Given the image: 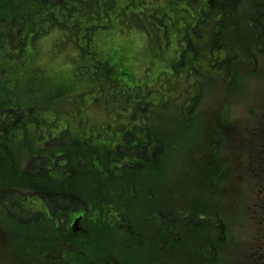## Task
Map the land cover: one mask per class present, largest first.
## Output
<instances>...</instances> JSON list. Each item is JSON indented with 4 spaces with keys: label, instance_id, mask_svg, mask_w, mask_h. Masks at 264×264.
I'll list each match as a JSON object with an SVG mask.
<instances>
[{
    "label": "rangeland",
    "instance_id": "374dc122",
    "mask_svg": "<svg viewBox=\"0 0 264 264\" xmlns=\"http://www.w3.org/2000/svg\"><path fill=\"white\" fill-rule=\"evenodd\" d=\"M192 1L189 4L193 6L196 0ZM152 2H155L153 6ZM170 2L173 0L127 3L115 0L97 19L106 30L96 32L94 36L78 30L80 20L50 29L51 32L44 36L46 39L41 38L43 40L32 46L37 58L29 56L40 69L32 68L24 81L9 82L8 97L20 101L24 112L32 119L36 111L47 112L52 94L61 84L66 86L65 93L54 104L58 109L51 112L53 106L50 113H45L42 124V132L45 133L46 129L50 131L54 127L53 117L62 121L61 125L53 128L54 133L65 131L63 118L69 122L70 126L65 131L67 137L60 135L54 143L50 140L42 148L53 149L56 156H60V149L63 151L72 144L69 136H83L91 142L110 136L109 130L101 127L103 119L110 114H118L120 119L111 142L114 139L113 144L121 141L123 129L143 118L145 103L150 101L155 129L143 126L141 131L152 132L155 147H160L163 153L166 149L170 151V156L165 157L155 151L149 167L151 172L160 169L165 173L166 182L153 190L141 183L138 187L140 197L128 198L125 206L128 207L126 216L133 222L130 230L144 232L145 237L154 242L155 256L162 264H200L203 261L206 264H264V0H241L242 6L239 7L244 9L231 11L229 22L217 32H211L209 48L214 45L215 49L212 48L208 54L207 49L202 51V42L207 41L210 25L200 27V30L206 29L201 41H195L198 33H192L191 38L201 53L196 57L179 55L185 44L180 46L178 38L187 33L188 26H198L200 19L195 21L190 15L181 16L187 3L179 2L171 9ZM116 6L118 9L114 10ZM138 8L146 11L138 13L139 22L131 20L127 27L120 23V12L126 14ZM252 17L262 23L259 33ZM105 20L114 25L108 26ZM53 31L57 32L55 38L60 41L53 36V41H50ZM148 31L152 36L147 35ZM33 40L36 41V37ZM190 45L189 48L192 47ZM92 50L99 56V66L104 68H97L101 72L99 74L94 70L92 77L103 89L92 83L90 89L78 90L79 83L74 87V80L90 72L84 66L94 65L92 55L89 56ZM214 56L223 58L217 61ZM189 64L195 66V72L189 71ZM120 69L123 73L119 72ZM115 73L123 77L124 84L133 89L135 97L141 100H128L120 92L113 99L117 86L120 90L112 77ZM140 79H147L149 83L144 82L137 89L130 86L132 81ZM85 113L88 114L87 120ZM35 124L36 127L29 128L30 137L39 132L38 122ZM22 149L21 145L6 147L0 154V162L21 156ZM36 151L28 150L29 159ZM94 154L96 162L108 160V164L100 163L113 171L116 169L103 150H95ZM88 159L93 158L90 156ZM61 162L66 166L67 162ZM100 180L118 186V198L124 196L125 179L117 178L112 171L105 169ZM79 183L81 181L77 178L76 184ZM156 206L159 214L149 216L150 209ZM11 214L0 205V231L8 233L0 248V264L29 261L25 251L31 245L27 242L57 241H67L72 249L70 252L82 248L80 264L97 262L95 250L84 245L77 248L76 235L63 236L52 217L30 219L31 216L26 215L21 219ZM24 235L26 243L19 242L20 250L17 251L16 242L24 240ZM162 237L165 239L163 245ZM102 238L103 245L109 246L112 237ZM106 250L103 247L102 251ZM124 251L123 248L116 250L118 263L144 264L145 251L132 255ZM50 255L54 262L58 261L55 254ZM30 259L32 261L29 262L34 264L42 261L41 256Z\"/></svg>",
    "mask_w": 264,
    "mask_h": 264
},
{
    "label": "bare ground",
    "instance_id": "6f19581e",
    "mask_svg": "<svg viewBox=\"0 0 264 264\" xmlns=\"http://www.w3.org/2000/svg\"><path fill=\"white\" fill-rule=\"evenodd\" d=\"M114 1L0 0V79L2 81L4 80L6 84H9V82H17L20 79L24 81V78L32 68H38L36 64H33L32 58H37V53L33 52L32 46L37 41L43 40L45 38L44 36L51 32L50 30H43L39 17L46 18L56 24L67 25L76 20H80L81 26L78 30L94 36L96 32L106 30L97 20L98 15ZM121 1L127 3L128 1L136 2L138 0ZM179 2L183 4L187 3L181 16L190 15L192 18H195V21L200 19V22L197 23L198 26H195V28L188 26L187 33H182L178 38L180 46L185 44V47L179 52L180 56L183 54H190V56L195 57L201 55L194 40L201 41L203 39L202 35L205 36L203 33L206 29L200 30V27L204 24L210 25V32L206 36L208 37L207 41L202 42V51L207 49L208 54L215 47L212 45L209 48L210 44H212L209 38L211 32H217L221 26L229 22V13L231 11L244 9V7H239L242 6L241 0H196L193 6L189 4L193 2L192 0H173V2H170L171 9L176 7ZM154 3L152 2L151 6ZM149 6L150 3L147 7L149 8ZM16 7L21 9L23 13H17ZM117 9L118 7L116 6L114 10ZM140 12L146 11L144 8H138L126 14L120 12V23L127 27L131 20L139 22L140 17L138 13ZM162 16L166 15L163 14ZM105 23L108 26L114 25L109 20H105ZM56 33V31H53L50 34L51 36L49 35L50 41H53V38L56 41H60L55 38ZM192 33H198V38L193 40L191 38ZM147 35L152 36V33L148 31ZM35 37L37 39L36 41L33 40ZM58 43H56V46L54 44L56 48L58 47ZM189 45L192 47L189 48ZM90 55H92L94 65L89 63L87 66H84L90 72L80 75L74 80L76 83L74 87H77V83H79L80 89L77 88L78 90L90 89L92 83L103 89V86L101 84L98 85V81L92 77V72L100 68L99 56L96 55L94 50L89 53ZM213 58H218V56H214ZM186 60L191 61V59ZM87 61L90 62L91 59ZM197 61L199 62V59ZM181 64L183 63L181 62ZM193 64L192 66L189 64L191 67L190 72H195L196 68ZM112 77L116 81V84H119L120 89L118 90L117 86V91L113 94V99L119 96L118 93L120 92L128 100L134 102L136 98L141 100L139 97H135V91L133 89H129L124 84L123 77L118 76L117 73ZM162 78L164 77L162 76ZM125 86L129 89V92H127ZM65 89H67L66 86L61 84L57 92L52 94V102L48 105L47 112L40 110L34 113L33 117L38 122L39 127L46 118L45 113H50L51 107L55 102H58L60 96L65 93H63ZM152 97L151 99L153 100ZM121 102L118 101L117 103ZM130 105L133 106L135 103H131ZM152 107L150 106V101L146 102L143 118L132 123L131 126L125 127L120 135L121 141H117L114 144L115 139L111 142V137H113L116 124L120 122L118 114H110L101 122V127L109 130L110 136L104 137L103 139H95L93 142L83 136L73 137L71 146L63 151L61 150L64 153V160H66L67 164L64 168H59L58 163L50 157L53 149L37 150L34 153V157L29 159L27 155L28 150L35 149V138L30 137L31 130L29 128L30 126L35 127V125L33 123L23 125V119H19L24 114L25 109L20 101H14L12 98L8 96L4 97L0 94V154L4 152L6 147L10 149L21 145L23 148L21 156L18 155V157L13 159H4L3 162H0V205L12 212L14 217L17 215L19 218L20 216L28 215L31 216L30 219L52 217L55 226L60 223L71 225L81 223L87 225L89 229L81 234L77 248L80 245H84L88 249L95 250L97 253V262L95 264H106V262L108 264H116L119 261L116 250H119V248H123L125 250L124 252L130 255L135 254L137 251L149 249L152 243L145 237L144 232L140 233L136 230L132 233L125 232V229L130 230L133 224L131 218L126 216L128 207L125 206V203L129 202L128 198L138 199L140 197L138 187L141 183L147 189L153 190V188L162 186L166 182L165 173L160 169L151 172L149 167L151 165L152 154L155 151L160 155L163 154L164 157L166 155L170 156V151L166 149L163 153L160 147H155V135L150 131H141L143 126L155 129L152 125V119L154 118L150 113ZM166 108L168 109V106ZM40 114L44 117L40 116ZM87 119L88 114L85 113V120ZM63 120L65 122L68 121L65 118ZM14 123L19 125L14 127L15 131L7 138ZM61 124L62 121H56L54 125ZM53 128L51 129V133ZM31 140L34 141V144ZM24 146H28L29 148L27 149ZM168 149L170 150V147ZM95 150H103L104 154H108L109 162L116 169L113 171L109 167L107 168V165H102L108 164V160L102 159L100 161L102 164L99 161L96 162ZM45 151L47 154H44ZM90 156L93 159H88ZM68 158L69 161H67ZM83 163H87V165ZM93 164L95 165L94 167L92 166ZM98 164L102 165V167H99ZM101 169L112 171L117 178L126 180L124 181V187L127 188L123 190L125 194L122 198H118V194H120L118 186L106 184L100 180L99 172ZM77 178L81 183L76 184ZM157 204H160V202L157 201ZM159 212L160 210L157 206L153 207L149 211V216L155 217ZM140 217L138 215V218ZM89 222H91L90 226L88 225ZM102 236L107 238L112 237L109 239V246H106V244L103 245V242H101L103 239ZM166 236L172 237V235L167 233ZM55 243L61 242L57 241ZM161 243L163 245V242ZM120 245H123V247H120ZM103 247L107 250L102 251ZM44 251L55 254L61 264L67 263L72 256H76V250H73V252H70L72 250L68 249L60 250L53 243L51 246L45 248ZM81 251L82 248L77 253ZM73 264H77V261H74Z\"/></svg>",
    "mask_w": 264,
    "mask_h": 264
},
{
    "label": "flooded vegetation",
    "instance_id": "af4514ba",
    "mask_svg": "<svg viewBox=\"0 0 264 264\" xmlns=\"http://www.w3.org/2000/svg\"><path fill=\"white\" fill-rule=\"evenodd\" d=\"M252 20H253V23H254V25H255V27H256V31H257V33H259V32L262 30V23L254 21V17H252ZM217 61H220V57H219V56H218V58H217ZM249 122H250V119H248V123H249ZM35 127H36V126H35ZM38 129H39L41 132H40L39 134H34L35 137L37 138V139H36V138L34 137V138H35V142H36V143H35V150H40V149H42V148L44 147V144H45V138H43V135H44V134H42V130H43L42 125H40V127L38 126ZM9 137H10V136L7 135V138H9ZM56 137H59V134L56 135ZM71 139H72V141H73V137H72ZM70 146H71V144L68 145L67 148L70 147ZM15 147H17V146H15ZM59 153H60V156H55V157H53V158H51V159H54V160L58 163L59 168H64L65 165H64L61 161L64 160L65 157H64V155L62 154L61 150L59 151ZM64 161L66 162V160H64ZM67 161H69V158L67 159ZM101 170H102V169H101ZM102 171H103V170H102ZM102 171L99 172V173H100V175H99L100 178H101L103 175H105V170H104V172H102ZM263 188H264V187H263ZM15 214H16V212H15ZM11 215L13 216V214H11ZM15 217H16V218H19L18 215L15 216ZM20 218L23 219V216H20ZM58 226H59V228H61L59 231H60V233L63 234V236H65V235L69 236L70 234H74V235H76L77 238H80L81 234L85 233V232L88 230V227H85V225H83V224H81V223L78 224V225H71V224H66V223H60V224H58ZM62 226H63V228H62ZM125 232H127V233H132V232H134V231H132V230H128V229L126 228V229H125ZM24 237H25V235H24ZM25 238H26V237H25ZM164 241H165V239H163V237H162V238H161V242H163V243L165 244ZM44 249H45V248H42V251L40 252L41 257L47 259L48 262H50V263H60L59 259H58L57 262H54L53 256L50 255V253H48V252L45 253ZM67 249H68V250H72V249H70V247H68ZM74 250H76V256H73V258L76 259L78 255H81V254H82V251L79 252V253H77V251H79V249H74ZM155 251H156V246L154 245V242H153L152 245H151V247H149V249H146V250H145L144 264H162V261L159 260V259L155 256ZM80 259H81V261L77 262V264H80V263L82 262L83 257L80 256ZM73 263H74V262H72V264H73ZM251 263H252V262H251ZM64 264H71V261L69 260L67 263H64ZM116 264H121V263H118V262H117ZM200 264H206V262L203 261V262L200 263ZM252 264H254V263H252Z\"/></svg>",
    "mask_w": 264,
    "mask_h": 264
},
{
    "label": "trees",
    "instance_id": "16d2710c",
    "mask_svg": "<svg viewBox=\"0 0 264 264\" xmlns=\"http://www.w3.org/2000/svg\"><path fill=\"white\" fill-rule=\"evenodd\" d=\"M106 8L104 9V10H102L100 13H99V15L98 16H100L103 12H106ZM16 12L17 13H23V11L21 10V9H19V8H17L16 7ZM39 19H40V23H41V25H42V28H43V30H50V29H52V28H56V27H59V28H61V27H64V25H62V24H56V23H54L53 21H49V20H47L46 18H41V17H39ZM75 23H76V21H74ZM73 22V23H74ZM43 24H44V26H43ZM72 24V23H71ZM70 24V25H71ZM55 26V27H54ZM101 64H103V65H105L103 62H101ZM98 69H102V70H104V68L102 67V66H100V68H98ZM99 72H100V70H97V73L99 74ZM101 73V72H100ZM92 75L94 76V72L92 73ZM103 75H105V74H103ZM0 94L2 95V96H8V84H6L5 83V81L3 80H1L0 79ZM54 106V107H53ZM52 107H53V109L51 110V112H55L58 108H56L55 107V105H53ZM51 107V108H52ZM26 117H30V114H28V113H26V112H24V114L22 115V116H20V118L19 119H23V118H26ZM32 118H34V117H32ZM17 121H19V120H17ZM19 124H17V123H14V125H13V128H12V130L8 133V135L9 136H11L12 134H13V132L15 131L14 130V127H16V126H18ZM127 188V187H126Z\"/></svg>",
    "mask_w": 264,
    "mask_h": 264
}]
</instances>
